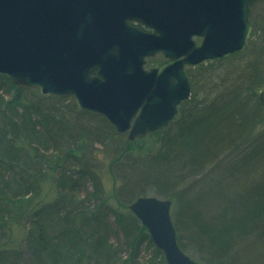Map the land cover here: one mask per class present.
I'll use <instances>...</instances> for the list:
<instances>
[{
  "label": "trees",
  "instance_id": "1",
  "mask_svg": "<svg viewBox=\"0 0 264 264\" xmlns=\"http://www.w3.org/2000/svg\"><path fill=\"white\" fill-rule=\"evenodd\" d=\"M258 5L264 0L251 10ZM251 21L261 34L256 43L221 59L245 51L247 58L205 79L203 93L182 102L164 131L133 141L72 98L35 96L0 74V264L22 250L33 264H121L111 235L86 226L90 212L75 192L89 182L101 190L98 161L111 165L121 206L150 192L172 201L185 253L193 250L206 264H264V18ZM4 87L17 91L23 114L8 109L14 102L5 101ZM57 171L49 200L43 182ZM122 229L131 247L139 231L148 236L133 214ZM78 247L84 251L72 255Z\"/></svg>",
  "mask_w": 264,
  "mask_h": 264
},
{
  "label": "water",
  "instance_id": "2",
  "mask_svg": "<svg viewBox=\"0 0 264 264\" xmlns=\"http://www.w3.org/2000/svg\"><path fill=\"white\" fill-rule=\"evenodd\" d=\"M259 0H0V74L43 96L72 97L130 140L164 131L192 89L184 67L242 51ZM138 19L159 35L131 28ZM194 36L204 38L200 48ZM177 60L144 69L156 43ZM97 71V75H92ZM264 105V89L259 93ZM172 201L140 197L129 209L166 264H201L180 247Z\"/></svg>",
  "mask_w": 264,
  "mask_h": 264
},
{
  "label": "rangeland",
  "instance_id": "3",
  "mask_svg": "<svg viewBox=\"0 0 264 264\" xmlns=\"http://www.w3.org/2000/svg\"><path fill=\"white\" fill-rule=\"evenodd\" d=\"M263 18H264V5L255 6L254 9L252 10V19L253 20L255 19V24L260 25L259 22ZM259 35L261 36L260 32L258 30H254V32L252 33V37L249 41H253V43H256V41L259 39ZM246 56L247 53L245 51L244 54L238 56L237 58L226 57L224 59H221L222 60L221 62H218L219 60H213V61L205 62L196 67H192V66L188 67L187 76L188 77L193 76V84H192L193 87L191 88L192 89L191 97H193L194 95L199 96V94L203 93L202 91L204 87L203 81L205 79L210 78V76L214 73L222 72L223 69L227 68L228 66H232L235 65L237 62L244 61L247 58ZM4 89H5L4 91L5 101L9 103H13L17 96V91L14 88H8V87H4ZM30 90H34L33 94L35 96L37 93H40L38 89H30ZM8 109L12 110V112L18 111V113L23 114L24 104L20 102H14V104L10 105ZM3 111L6 110L2 109L0 111V121L2 118ZM36 145H38V143ZM145 146H149V148L152 147L155 149L157 147L154 141H149L148 145ZM145 146L143 144H135L133 147L135 149L136 148L140 149ZM95 148L96 150L99 151L100 149H102V146L100 144H96ZM98 151H96V154L99 157L101 155L99 154ZM93 165L95 166L94 168L96 169V172L98 173L99 177L102 180L103 186H100L101 190L99 188L96 189V187L93 186L92 182H89L88 184H84V185L82 183L81 184L79 183L75 187V192H77L78 196L81 199L85 200V203L87 204V207L90 212L89 213L90 217H88L90 222L89 223L86 222V226H89L90 224L93 226L98 225L100 229L105 230V232H107L108 235H111L110 242L113 245V248L118 252L117 253L119 255L118 259L120 260L121 258V264L124 263L126 264L130 262V260H135V262H137L135 264H161L162 258H160L159 253L156 251L157 247L152 242L148 232H147L148 236L147 235L140 236L141 232L139 231V235L137 236L138 238L136 237L137 239L134 241L133 247H131L132 246L131 241L130 240L127 241V239L125 238V235L122 232L123 230L122 227L124 228L126 226V222L129 219V214H133V213L130 211L129 207L126 208L118 204L115 197L113 196L115 179L111 165L109 164L105 165L100 161L95 162ZM56 175H59L58 171L55 173H50V176L46 178L43 182V186H45V191H43V193L47 195V199L49 200L53 199L52 194H50L49 192V187L56 182L55 181ZM98 189L100 191L99 193L97 191ZM148 196H153L162 199L153 192H150ZM102 207H109L108 212L102 210ZM174 209L175 208L172 205V215ZM103 211L105 212L102 213ZM94 216H97L98 219L92 220V217ZM56 230L59 229L57 228ZM134 233L136 234V231ZM79 250H81L82 252L84 251L83 247H78V249L75 248L74 251L72 250L71 254L79 255L78 253H76ZM186 254L189 257H191V259H193L194 261L201 264H206L199 258L197 253H195L193 250L189 249ZM16 255L17 256L15 258V261L9 258L8 261L5 262L4 264H33L32 263L33 260L31 259V256L27 253V251L22 250L20 253ZM225 264H229V263H225Z\"/></svg>",
  "mask_w": 264,
  "mask_h": 264
},
{
  "label": "flooded vegetation",
  "instance_id": "4",
  "mask_svg": "<svg viewBox=\"0 0 264 264\" xmlns=\"http://www.w3.org/2000/svg\"><path fill=\"white\" fill-rule=\"evenodd\" d=\"M127 23L131 28L137 29L138 31H140L143 34L150 35V36H153V35L158 36L159 35L158 31L155 28L148 26L147 24H145L141 20L131 19V20H128ZM192 40L195 43V46L197 48H200L203 44L204 38L201 36H194ZM153 48H155V50H154L155 53L153 55L146 56L144 59L145 60L144 69L147 72H151L153 70H156L160 74L166 68H168L170 65L174 64V62H176L177 60H182L183 58H185V56H182L179 59L172 60L169 56H167V54L162 49H159L160 45L158 43H156V46L155 47L153 46ZM208 61H213V60L203 61L197 65H186L184 67V70L187 74V68L188 67H190V66L196 67V66H199V65H201L205 62H208ZM92 75H97V71H93ZM70 98H72V97H70Z\"/></svg>",
  "mask_w": 264,
  "mask_h": 264
}]
</instances>
